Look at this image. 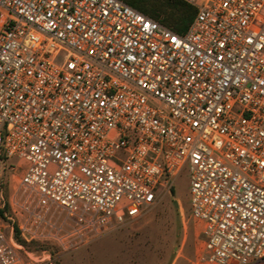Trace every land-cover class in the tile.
<instances>
[{"label": "built area", "instance_id": "built-area-1", "mask_svg": "<svg viewBox=\"0 0 264 264\" xmlns=\"http://www.w3.org/2000/svg\"><path fill=\"white\" fill-rule=\"evenodd\" d=\"M182 1L179 33L122 0H0V264L30 254L16 229H119L185 167L197 262L264 260V0Z\"/></svg>", "mask_w": 264, "mask_h": 264}, {"label": "rangeland", "instance_id": "rangeland-1", "mask_svg": "<svg viewBox=\"0 0 264 264\" xmlns=\"http://www.w3.org/2000/svg\"><path fill=\"white\" fill-rule=\"evenodd\" d=\"M20 176V172L3 173L6 197L12 195ZM43 249L50 251L51 264H193L199 250V227L190 217L188 168L139 218L76 248L64 250L47 240L34 241L26 246L29 256L20 252L18 264H48L35 257Z\"/></svg>", "mask_w": 264, "mask_h": 264}, {"label": "trees", "instance_id": "trees-1", "mask_svg": "<svg viewBox=\"0 0 264 264\" xmlns=\"http://www.w3.org/2000/svg\"><path fill=\"white\" fill-rule=\"evenodd\" d=\"M122 1L179 33H182L187 29L195 15V8L182 0ZM15 238L26 246L32 243H26L20 237L17 229L15 230Z\"/></svg>", "mask_w": 264, "mask_h": 264}, {"label": "crops", "instance_id": "crops-1", "mask_svg": "<svg viewBox=\"0 0 264 264\" xmlns=\"http://www.w3.org/2000/svg\"><path fill=\"white\" fill-rule=\"evenodd\" d=\"M193 264H203V263H198L197 261H195ZM262 264H264V262H262Z\"/></svg>", "mask_w": 264, "mask_h": 264}]
</instances>
